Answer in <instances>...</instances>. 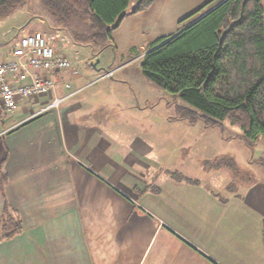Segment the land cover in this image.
Wrapping results in <instances>:
<instances>
[{"label":"crops","instance_id":"0c3cea01","mask_svg":"<svg viewBox=\"0 0 264 264\" xmlns=\"http://www.w3.org/2000/svg\"><path fill=\"white\" fill-rule=\"evenodd\" d=\"M210 1L155 0L111 34L105 50L114 58L99 77L85 68L75 77L54 75L62 81L57 96L69 94L64 82L75 93L58 110L38 116L48 102L39 98L0 113V219L6 205L21 221L17 235L0 240V264H264L263 178L242 189L227 182L212 189L188 178L181 171L192 150L223 144L203 141L214 128L179 119L177 105L167 119L152 120L147 105L155 95L137 103L141 98L126 92L141 84L158 90L140 72L148 46L222 0L180 24ZM106 71L113 76L102 79Z\"/></svg>","mask_w":264,"mask_h":264},{"label":"trees","instance_id":"16d2710c","mask_svg":"<svg viewBox=\"0 0 264 264\" xmlns=\"http://www.w3.org/2000/svg\"><path fill=\"white\" fill-rule=\"evenodd\" d=\"M0 0V18L12 15L27 3L31 16L49 19L51 30L61 31L74 46L91 53L109 46L111 34L127 15L147 11L155 0ZM217 0L185 18L199 14ZM96 54V55H95ZM140 72L170 96L179 98L178 118L190 124L202 122L223 133L224 126L240 131L250 147L264 142V10L262 0H222L176 35L148 46ZM57 75V74H56ZM254 163V162H251ZM263 170L264 155L255 161ZM177 182L193 181L174 174ZM0 240L21 231L6 205L0 219ZM262 237L264 243V222Z\"/></svg>","mask_w":264,"mask_h":264},{"label":"rangeland","instance_id":"374dc122","mask_svg":"<svg viewBox=\"0 0 264 264\" xmlns=\"http://www.w3.org/2000/svg\"><path fill=\"white\" fill-rule=\"evenodd\" d=\"M136 3V0H131L128 10L133 9ZM33 6H35V3H27L25 6L15 10L12 15L6 18H0V53L5 54L2 49L7 45L11 46L14 42H17L24 33L31 34L35 31H42L47 37H50V39L59 45L60 51L65 53L69 60L75 64L79 63V65L76 64L79 70H84V68L88 71L90 70L94 73L96 78L99 77L101 73L103 74L114 58L111 49L105 50L104 48L101 52L96 51L95 53L98 54L99 57L93 59L94 55L88 47H84L80 44H78V46H73L72 42L66 39L63 32L60 31L59 33H56L51 30L50 27L52 22H50L49 19L43 18L44 20H41L36 17L31 18V12L29 9ZM30 28L35 30H30ZM76 52H78V56L75 55ZM141 58L142 56L139 57V59ZM96 61H98V63L93 68L92 65L95 64ZM97 71L99 72L96 73ZM141 85H133L135 89L132 87L130 89L127 86L126 92L132 97H136L137 94V96L141 98L137 103H139V101L143 102L142 97L155 95V97H151L147 105V107L152 108V120H155V117L157 116H159V121L167 119L169 114H173L175 105H182L179 98L170 96L158 86H153L154 84H152L151 87H157L156 89L158 90H156V92L148 87H141ZM41 98L48 99L49 97L46 96ZM172 98L174 99V103H171L173 100ZM168 99L170 100L169 107L166 104L169 102ZM156 122L158 123L157 119ZM141 124L143 126L149 125L151 129H155L154 123L146 124L145 120H142ZM199 124L202 125L203 123L199 122ZM193 129H195L196 134L201 131L197 126ZM217 131L209 129L207 133H210L213 136L209 137L207 134V140H205L203 136L202 139L208 143L213 141L214 137L216 138V141L219 139L223 141V144L216 146L210 142V148L207 147L203 149L207 152L200 151L198 154L192 150V153L195 154V156L191 159V163L184 167L185 171H181L182 174L188 178L197 179L200 183L205 184L212 189H219L226 182L227 183L224 185L225 187L231 183L230 189H242L251 183L258 184V180L263 178V170L255 163V161L264 155L263 140L259 138L253 146L250 147L249 144L247 145L237 137L241 135L240 131L237 129L230 128L226 125L224 126L223 135L228 141H224L222 137H217L216 135L221 134L220 130L217 129ZM168 166L169 165H167V167ZM213 167H221L223 172H221V174H215V172L212 173L211 171L213 170ZM213 178H217L219 182L212 180ZM222 194L223 195L221 196L223 197L225 194Z\"/></svg>","mask_w":264,"mask_h":264},{"label":"built area","instance_id":"2783aa9c","mask_svg":"<svg viewBox=\"0 0 264 264\" xmlns=\"http://www.w3.org/2000/svg\"><path fill=\"white\" fill-rule=\"evenodd\" d=\"M62 73L75 77L80 70L57 50L55 41L42 31L22 36L8 54L0 53V113L14 112L20 101L38 100L46 96L49 100L37 115L58 110L61 103L75 94L70 84L64 82L63 87L69 94L57 96V87L62 81L54 75ZM112 76L113 72L106 71L101 78ZM95 83L92 81L90 85Z\"/></svg>","mask_w":264,"mask_h":264},{"label":"water","instance_id":"95a60500","mask_svg":"<svg viewBox=\"0 0 264 264\" xmlns=\"http://www.w3.org/2000/svg\"><path fill=\"white\" fill-rule=\"evenodd\" d=\"M97 62H98V61H96V63H97ZM92 67L94 68V67H95V65L93 64V65H92Z\"/></svg>","mask_w":264,"mask_h":264}]
</instances>
